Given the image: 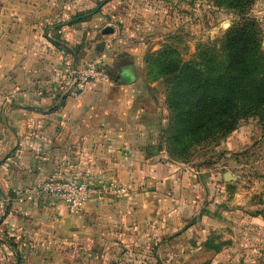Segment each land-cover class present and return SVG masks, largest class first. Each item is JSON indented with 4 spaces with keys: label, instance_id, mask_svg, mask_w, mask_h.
Returning <instances> with one entry per match:
<instances>
[{
    "label": "crops",
    "instance_id": "crops-1",
    "mask_svg": "<svg viewBox=\"0 0 264 264\" xmlns=\"http://www.w3.org/2000/svg\"><path fill=\"white\" fill-rule=\"evenodd\" d=\"M158 1L0 0V264H225L221 235L264 227L218 162L194 167L163 154V83L144 76V57L158 48ZM254 7L264 48V0ZM55 41L78 62L100 59L109 81L62 94ZM241 127L224 142L235 153L252 145ZM72 178L126 192L74 213L39 191Z\"/></svg>",
    "mask_w": 264,
    "mask_h": 264
},
{
    "label": "trees",
    "instance_id": "trees-1",
    "mask_svg": "<svg viewBox=\"0 0 264 264\" xmlns=\"http://www.w3.org/2000/svg\"><path fill=\"white\" fill-rule=\"evenodd\" d=\"M251 1L221 0L220 5L234 10L236 18L220 40V51L215 46H198L193 58L183 59L175 47L165 44L144 57L147 80L161 79L166 84L169 134L165 148L173 159L185 158L192 147L226 137L242 119L258 117L264 122L262 29L248 13ZM94 11L77 14L73 20L86 19ZM256 215L264 220V209Z\"/></svg>",
    "mask_w": 264,
    "mask_h": 264
},
{
    "label": "rangeland",
    "instance_id": "rangeland-1",
    "mask_svg": "<svg viewBox=\"0 0 264 264\" xmlns=\"http://www.w3.org/2000/svg\"><path fill=\"white\" fill-rule=\"evenodd\" d=\"M258 1H251L248 13L259 21L262 29L254 7ZM220 4L221 0L158 1L159 16L155 22L158 48L155 51L169 44L179 51L183 59L193 58L198 46H215L216 51H220V40L236 18L234 10ZM147 69L148 65L145 63L144 76L146 79ZM161 82L163 83L162 103H164L168 118L169 113L165 105L166 84L163 80ZM262 124L264 122L260 123L258 117H248L238 122L235 130L242 126L243 131L248 130V144H252L251 146L256 144L254 148L244 146L245 148H242L240 153H235L225 147L226 137L232 131L222 139L210 140L192 147L185 158L173 159L168 155L166 148L163 154L168 159L194 167L203 165L211 167L212 164L218 162L221 179L226 182L234 181L238 185L244 196L246 212L256 215V212L264 209V141L261 143L258 139L259 126ZM246 126L250 128L247 129ZM166 131L163 136L164 141L169 134V120ZM227 153L230 155L227 156ZM237 156L240 161H236ZM229 158H235V160L230 161ZM221 237L229 241L223 249L224 255L227 256L224 260L225 264H264V227L246 222L242 228L225 233Z\"/></svg>",
    "mask_w": 264,
    "mask_h": 264
},
{
    "label": "built area",
    "instance_id": "built-area-1",
    "mask_svg": "<svg viewBox=\"0 0 264 264\" xmlns=\"http://www.w3.org/2000/svg\"><path fill=\"white\" fill-rule=\"evenodd\" d=\"M60 52L65 56L64 76L60 84L62 94L76 95L88 82L109 81L107 69L100 59H92L79 65L72 52L64 48ZM39 191L52 200L65 203L71 212L77 213L88 200L105 194L119 196L126 192V188L115 181L93 184L86 179L72 178L49 179L39 186Z\"/></svg>",
    "mask_w": 264,
    "mask_h": 264
},
{
    "label": "water",
    "instance_id": "water-1",
    "mask_svg": "<svg viewBox=\"0 0 264 264\" xmlns=\"http://www.w3.org/2000/svg\"><path fill=\"white\" fill-rule=\"evenodd\" d=\"M108 30H110V28H108V27L104 28V31H108ZM128 67H130V66H126L124 70H127ZM121 80L123 82H129L131 80V76L129 74H127V73H123L121 75Z\"/></svg>",
    "mask_w": 264,
    "mask_h": 264
}]
</instances>
